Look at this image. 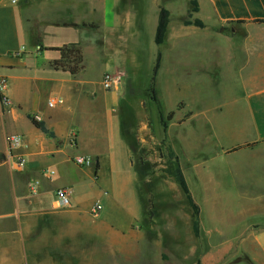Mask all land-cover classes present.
<instances>
[{"label": "rangeland", "instance_id": "rangeland-1", "mask_svg": "<svg viewBox=\"0 0 264 264\" xmlns=\"http://www.w3.org/2000/svg\"><path fill=\"white\" fill-rule=\"evenodd\" d=\"M156 2L159 7L168 10L169 17L161 43L168 50H165L154 76L160 45L154 41L151 23V16H154V24L157 19ZM137 4L131 15L135 17L133 30L142 31L138 46L127 53L116 50L104 59L100 55L89 56L83 77L92 83L88 85L90 89L100 91L103 89L101 76L104 71L123 73L122 84L114 92L121 100V129L132 148L137 167L141 163L143 168L139 173L141 196L134 171L129 170L127 165L121 168L124 172L118 183H123L124 197L130 205L131 201L132 205L143 202V219L132 222L127 234L123 235L100 230V225L89 221H79L80 230L69 232L57 244L50 237L56 233L55 230H50L47 242L42 240L40 243L36 238L43 233V220H38L32 242L38 248L43 245V251H48V255H33L28 264H237L245 262L243 258L247 256V250L253 248L249 239L241 243L248 231L241 230L245 217L239 215L238 210L247 208L249 191L262 190V184L249 189L246 180L248 176L263 177L264 164L248 165V161L258 157L247 151L238 154L236 159L245 163L236 167L227 163L235 160L233 155H227L229 148L222 155L216 154L220 145L232 147L251 137L246 136L243 127L249 119H244L245 114L237 107L239 104L234 103L244 90L240 82L235 81L234 72L239 69L252 71L258 67L247 61L248 54L241 53L235 63L228 62L225 52L232 54L233 47L240 49L252 44L262 49L264 22L229 24L220 28L199 21L195 17V5L189 0H138ZM145 13V19L150 21L144 20ZM218 30L223 31L231 41L210 35L211 31ZM181 31L188 34L184 38L185 44L178 36ZM195 31L205 35L195 39L192 35ZM27 43L32 44L30 41ZM183 46L190 47V52L185 53ZM31 47L27 45L24 50ZM258 57L255 55V58ZM22 59L25 63L20 64L14 74L16 77L25 74L28 78L22 87L13 85L11 79L8 85L21 89L24 109L41 119L37 113L43 115L57 109L46 105L48 97L55 93L44 85L43 76L52 72L43 68V52L26 53ZM61 76L71 78L68 74ZM76 81H66L65 84L77 87ZM87 101H81L80 105L88 107ZM1 103L5 105L2 99ZM68 103L72 104V101L68 100ZM194 111H202V115L190 117ZM170 112L172 114L168 117ZM103 115L107 116L106 111ZM12 128L30 133L33 127L29 122L20 120ZM199 148L206 152L197 156ZM203 156L209 159V171L200 167L196 169L193 165L196 158L199 161ZM177 166L198 207L197 215L175 181ZM232 170L236 171V175ZM212 180L221 181L222 187L226 188L236 183V187L240 186L241 195L232 198L231 191L226 189L224 193L218 192L220 197L210 198L212 193H208L204 185ZM97 195H100L104 206L101 213L109 209L113 219L111 223L117 225L125 210L114 202L107 208L106 200L108 195L113 198L115 192L106 186L97 187L90 191L87 199L94 200ZM251 202H254L253 198ZM55 222L65 224L68 221L49 218L46 223ZM224 243L229 246L223 247ZM45 258L47 262H43Z\"/></svg>", "mask_w": 264, "mask_h": 264}, {"label": "crops", "instance_id": "crops-1", "mask_svg": "<svg viewBox=\"0 0 264 264\" xmlns=\"http://www.w3.org/2000/svg\"><path fill=\"white\" fill-rule=\"evenodd\" d=\"M189 1L196 2L195 17L206 25L221 28L229 24L264 22V0ZM137 3L138 0H20L17 4H11L8 0H0V77L7 79L5 95L10 102L3 106L0 98V264H28L32 261L33 255H48V251H43V245L38 248L32 242L33 230H36L38 220H43V224L40 223L43 233L36 238L40 243L42 240L47 242L48 233L55 230L56 233L50 237L57 244L69 232L80 230L79 221H89L100 225V230L123 235L127 234L132 222L143 219V202L132 205L131 201L130 205L124 197L123 183H118L124 172L121 168L127 165L129 170L134 171L141 196L140 174L132 148L121 129L119 113L121 100L114 91L90 89L88 85L92 83L83 77L89 56L100 55L104 59L113 55L116 50L127 53L138 46V38L142 36V31L133 30L135 17L131 15ZM156 4L155 24L154 16H151L154 33L160 9L159 3ZM145 15L146 13L144 20L150 21L149 18L145 19ZM186 32L178 33L184 44V38L188 36ZM211 32V36L231 41L221 30ZM192 33L195 39L205 35L198 31ZM27 41L32 44H28ZM70 44H76L81 48L85 64L84 69L76 76L54 69L50 65L51 61L59 57V52L53 48ZM27 45L32 47L24 50ZM161 45H158L159 62L164 58L165 50H168ZM183 49L185 53L190 52V47L183 46ZM42 52L43 68L52 72L48 76H43L44 85H48L52 88L51 93H55L50 96L59 95L64 100L63 105L55 107L57 109L51 108L55 109L52 112L43 115L36 112L37 116L41 115L45 127L54 132L53 137L32 124L27 117V114L32 116V112L23 107L24 97L21 95V89L16 90L8 85L11 79L13 85L22 87L28 76L24 74L16 77L14 74L17 67L25 63L22 56L26 53ZM241 53L248 54L247 61L258 68L252 71L239 69L234 72L235 81H239L244 89L234 103L239 104L237 107L245 114L244 119H249L244 122L243 127L246 136L251 137L231 146L252 144L227 154L233 155L235 159L227 162L228 165L235 167L244 165V161L236 159L243 151L251 152L258 157L256 160L248 161V165L264 164V47L261 49L255 44L240 49L233 47L232 54L225 52L226 61L235 63L236 57ZM255 55L259 57L255 58ZM23 68L26 69V66L23 65ZM66 74L71 78L61 76ZM70 80H78L77 87L66 86L65 82ZM98 82L100 83V79ZM85 99H88V107L80 105ZM68 100L72 101V104H69ZM105 111L107 116L103 115ZM201 112L194 111L189 116L202 115ZM20 120L30 123V127H33L30 133L11 129ZM11 134L21 135L24 140L22 146L12 150L10 157L7 136ZM232 147L220 145L216 155H222L223 151ZM205 152L199 148L196 153L198 156ZM75 156L88 157L92 163L85 166L77 165L73 161ZM16 157L24 159L23 167L18 166ZM197 158L193 164L195 168L200 167L203 171H209V159H204L203 156L198 161ZM232 172L236 175L235 170ZM36 180L39 181L37 192L31 193V186ZM246 183L249 189L264 185V176H248ZM236 185L235 183L232 187L226 188L222 187L221 181L212 180L204 186L208 193H212L210 198L220 197L218 192L224 193L226 189L231 191L232 198H239L242 191H239L240 186ZM102 186L115 192L111 199L108 195L107 205L114 202L125 210V214L118 219L119 223L114 221L118 223L117 225L111 223L113 219L109 209L101 213L104 206L100 195L94 200L87 199L90 191ZM61 187L68 188L71 193L69 207L58 206L55 191ZM209 188L212 190L209 191ZM247 195L249 197L247 208L238 210L239 215L245 217V225L241 230L248 231V235L241 239V243L244 244L249 239L253 248L247 250V257L252 264H264V186L259 192L251 190ZM95 203L101 204V210L94 215L91 208ZM49 218L56 221L67 219L68 222L48 224L46 222ZM227 246L228 243H224L223 247ZM47 261V258L43 259V262Z\"/></svg>", "mask_w": 264, "mask_h": 264}, {"label": "trees", "instance_id": "trees-1", "mask_svg": "<svg viewBox=\"0 0 264 264\" xmlns=\"http://www.w3.org/2000/svg\"><path fill=\"white\" fill-rule=\"evenodd\" d=\"M193 3L195 5L194 10H197L196 2L193 1ZM168 17H169L168 10L164 7H160L158 24H157L155 38H154L156 44H161L163 41V36H164L165 31H166V27H167V23H168ZM53 49H55L59 52V57L50 62V65L54 69H60L62 71H66L73 76H76L79 72H81L84 69L85 64H84V60H83V54H82L81 48L78 45L70 44V45H64V46L53 48ZM159 58H160V53H158L156 64L154 67V76H155L157 69L159 67ZM152 80H154V77L152 78ZM152 94L153 95L155 94L153 89H152ZM171 114H172V112H170L168 114V117ZM27 117L30 119V121L32 122V124L36 128H38L42 132L48 134L49 136H52V137L54 136V132L45 127L43 120H41V119L39 120V119L35 118L34 116H31L30 114H27ZM250 145H252V144L236 145L228 151L229 152L234 151V150H237V149L242 148L244 146H250ZM133 150H134V148H133ZM97 167H98V165L96 164L95 170H97ZM137 169H138L139 173H141V171H142L141 169H143L141 163L137 167ZM174 178H175V181L180 186V188L182 189L183 193L185 194L186 199L188 200L189 204L193 207L194 214L197 215L198 214V207L194 204V201H193L192 196L190 194L187 182L185 181L184 175H183L180 167H178V166L176 167V171L174 173ZM195 226H197L196 222H195ZM243 259L247 264H252L249 257L246 256ZM197 264H200V262H198Z\"/></svg>", "mask_w": 264, "mask_h": 264}, {"label": "built area", "instance_id": "built-area-1", "mask_svg": "<svg viewBox=\"0 0 264 264\" xmlns=\"http://www.w3.org/2000/svg\"><path fill=\"white\" fill-rule=\"evenodd\" d=\"M11 4H17L20 0H8ZM123 73L120 71L110 72L105 71L101 77V85L105 91H117L122 84ZM7 90V79L3 76L0 77V93L2 94V101L4 104H9L7 96H5V91ZM64 103V100L59 95H52L47 99V106L50 108H55ZM38 119V118H37ZM40 120V119H39ZM23 137L18 134H11L7 136V146L9 149V156H12V150L16 149L18 146H22ZM74 163L80 166L90 165L92 160L85 156H75L73 157ZM16 162L19 167L24 166V159L16 157ZM39 181L36 180L31 186V193L36 192V187L38 186ZM55 197L58 203V206L61 208L69 207L71 205V193L68 188L61 187L55 191ZM101 210V204L95 203L91 208L92 214H97Z\"/></svg>", "mask_w": 264, "mask_h": 264}]
</instances>
